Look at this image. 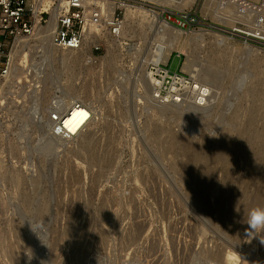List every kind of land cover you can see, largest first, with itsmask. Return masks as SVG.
<instances>
[{"label": "rangeland", "instance_id": "obj_1", "mask_svg": "<svg viewBox=\"0 0 264 264\" xmlns=\"http://www.w3.org/2000/svg\"><path fill=\"white\" fill-rule=\"evenodd\" d=\"M244 1L251 10L238 18L224 0L127 8L160 13L183 32L161 40L177 48L158 66L153 30L142 19L129 26L127 9L119 33L101 38L96 58L88 48L26 37L28 58L19 59L0 97V264H230L229 252L233 264H264V245L237 223L246 214L222 220L218 194L206 196L208 208L199 205L175 168L189 165L190 149L225 139L230 159L213 164L216 178L230 179L240 196L253 192L244 146L248 137L264 140V16L258 29L255 13L264 0ZM199 68L218 74L203 114L190 110V99L176 107L151 100L148 69L166 76L165 94L174 78L190 86ZM62 98L91 107L92 120L81 135L49 146L45 120ZM238 107L241 119L234 118ZM89 137L112 155L108 166L85 160L81 145ZM17 173L20 180L10 178Z\"/></svg>", "mask_w": 264, "mask_h": 264}, {"label": "bare ground", "instance_id": "obj_2", "mask_svg": "<svg viewBox=\"0 0 264 264\" xmlns=\"http://www.w3.org/2000/svg\"><path fill=\"white\" fill-rule=\"evenodd\" d=\"M161 5L169 7H178L182 8L190 0H149ZM225 5L232 7L234 10H230L228 7V12H233L234 17H247L246 14L249 9L248 4L244 0H224ZM257 15V28L260 29L262 20L261 17L264 16V8L256 10ZM250 14V13H249ZM160 13L149 12L142 8L136 9H127L126 10V19L129 26L132 25L137 20H146L153 30L156 36V50L152 56V62L155 66L160 65L163 61H166L169 57V52L177 48L176 45L165 44L162 42L163 39L170 38L173 35H181L183 32L181 29L177 28L173 23L167 19L159 17ZM125 29L126 26H123ZM51 33L52 25L40 27L32 36L36 37L37 41L43 42L46 41L48 46H53L51 42ZM20 37L14 45L15 50L12 51V65L10 70V75L7 77V81L10 80L14 74L20 70L19 59H27L28 55L24 52L25 48L29 45L28 38ZM102 38H107V35H102ZM110 40V39H109ZM162 40V41H161ZM98 40L95 37L87 40L79 49H63L69 51L82 50L88 48L91 52V47L98 44ZM89 55V54H88ZM96 58L90 53L89 58ZM89 60V59H88ZM92 62V59H91ZM157 72L153 70H147L144 75V82L150 95L151 100L156 102L160 106L165 107H176L181 106L185 102L189 101V108L193 111L194 114L201 115L206 109V104L210 101L211 98L215 97L216 90L213 88V84L218 82V74L216 71L209 68H199L197 73L194 75L193 82L191 85L185 86L186 89L184 93H173L176 91L177 84L176 81L172 84L171 88L165 93H162V88L164 85L165 75L163 74L161 78H158ZM42 72V71H41ZM40 73V72H39ZM40 79L38 78V81ZM185 82V79L181 80ZM5 81L0 85V97L2 89L5 85ZM39 86L33 89L32 99L36 102L39 99ZM35 94V95H34ZM28 93H26V96ZM36 106V105H35ZM38 106V105H37ZM35 112L39 111V108H35ZM20 113V111H18ZM43 113V112H42ZM51 114V115H50ZM49 117L45 120V126L50 130L48 137V145L53 146L60 143H66L69 141L74 134L81 135L84 128L91 123V107L87 106L84 103H77L75 100H65L58 99L55 100L52 104ZM207 115V114H206ZM234 118L241 119L242 112L238 107L234 112ZM264 138V137H263ZM253 141V142H252ZM45 146V145H43ZM109 149V148H108ZM204 151H198L190 149L189 156H187L186 163L189 165L185 166L183 163H178L175 165V168L183 171L182 178L184 184L187 186L190 194L198 202L199 205L208 208L206 196L209 194H218L219 200L217 203V208L219 210L220 218L227 222H233L241 214H246L255 208H264V140H251L248 137V142L244 146V150L249 159L248 168L250 169L251 174V183L250 185L254 187L253 192L246 190L243 195H238L230 179L225 182H219L215 176L216 169L213 164L217 165L221 162L227 161L230 159V148L228 146V141L223 139L218 144L217 147H211L203 149ZM40 151V148L38 149ZM81 152L84 153L86 161L89 164L99 163L102 166H108L112 162V155L105 151L100 153L97 147V143L93 141L90 137L85 139L81 145ZM91 166V165H90ZM102 170H100V173ZM4 173V172H3ZM8 174L11 172L8 171ZM21 179L20 174H12L10 178ZM254 194L251 196V194ZM251 196V198H250ZM225 204L228 205V208H225ZM239 207V214L235 209ZM46 207L42 208V215H46ZM247 226L246 224H243ZM242 229V228H241ZM240 230V229H239ZM19 259H23L22 254H17ZM236 259V255L233 252H229L227 255V260L230 264H233Z\"/></svg>", "mask_w": 264, "mask_h": 264}, {"label": "built area", "instance_id": "obj_3", "mask_svg": "<svg viewBox=\"0 0 264 264\" xmlns=\"http://www.w3.org/2000/svg\"><path fill=\"white\" fill-rule=\"evenodd\" d=\"M137 4L156 5L149 0H0V85L10 75L13 47L20 37L51 24V42L57 48L79 49L96 36L99 42L91 47L95 57L101 36L118 34L125 10ZM182 79L174 78L177 95L187 86Z\"/></svg>", "mask_w": 264, "mask_h": 264}, {"label": "clouds", "instance_id": "obj_4", "mask_svg": "<svg viewBox=\"0 0 264 264\" xmlns=\"http://www.w3.org/2000/svg\"><path fill=\"white\" fill-rule=\"evenodd\" d=\"M235 211L239 214L240 209L237 207ZM237 223L246 224L245 236L259 238L261 245H264V208H255L247 213L243 219L238 220ZM250 242V241H249Z\"/></svg>", "mask_w": 264, "mask_h": 264}]
</instances>
